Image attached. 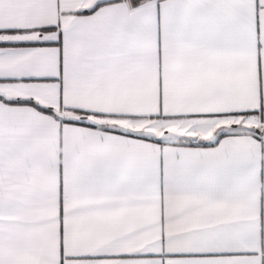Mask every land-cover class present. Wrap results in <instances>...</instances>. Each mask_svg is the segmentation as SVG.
Instances as JSON below:
<instances>
[{"label":"snow or ice","instance_id":"1","mask_svg":"<svg viewBox=\"0 0 264 264\" xmlns=\"http://www.w3.org/2000/svg\"><path fill=\"white\" fill-rule=\"evenodd\" d=\"M0 264H264V0H0Z\"/></svg>","mask_w":264,"mask_h":264}]
</instances>
